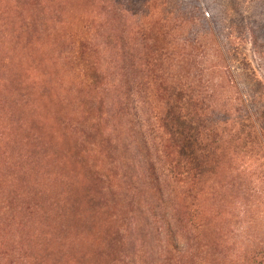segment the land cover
<instances>
[{"label": "rangeland", "instance_id": "1", "mask_svg": "<svg viewBox=\"0 0 264 264\" xmlns=\"http://www.w3.org/2000/svg\"><path fill=\"white\" fill-rule=\"evenodd\" d=\"M171 107L198 123L201 177L176 168ZM261 250L264 0H0V264Z\"/></svg>", "mask_w": 264, "mask_h": 264}, {"label": "trees", "instance_id": "2", "mask_svg": "<svg viewBox=\"0 0 264 264\" xmlns=\"http://www.w3.org/2000/svg\"><path fill=\"white\" fill-rule=\"evenodd\" d=\"M36 45V44H34ZM48 49V47H46ZM48 64V63H47ZM49 67H47V72H48ZM49 83L46 82V80L44 81V85L40 88L39 93H37V97L39 96V98L41 99V103L45 104L42 106L43 108V115L48 114V102L52 103V104H59L60 102V97L58 96V94L55 91H51L50 87H49ZM45 99L47 101H45ZM190 112H188V108L184 111L182 110L181 107H177V108H172L170 109V111L168 110V113L166 114V122L167 124L170 126V129L173 132V135L175 136V139L177 140V142H179L180 147H179V152L180 155L183 157L184 161H185V166H180V164L178 163L176 168L177 170H181L183 169L181 172L184 171V167L186 169H188L189 166H193V170L197 169V174L199 177H201L202 171L200 169H202L200 163H199V159L197 158V154L198 155H202L200 154V148L202 147V140L198 139V135L195 134V132L197 131V122H191L190 120H192V117L194 116V114L190 115ZM194 120V118H193ZM64 160V159H63ZM60 165L63 166V171L64 169L66 170L67 167H65V163H61ZM65 172V171H64ZM181 172H179L180 174H182ZM73 177H71V179L73 180V184L71 186V189H73V186L77 184L74 175H72ZM78 188L74 189L72 191V195H73V199L74 202L76 204V200H75V193H77ZM40 210V208H39ZM80 219V217H77V220L74 222V227L77 226V222ZM55 221H57V219H55ZM71 222V221H70ZM73 225V222H71V226ZM85 228V226H84ZM77 230V228H76ZM84 230V229H83ZM51 251V250H50ZM255 256H253L252 261L250 262V264H264V250L258 251V253L254 254Z\"/></svg>", "mask_w": 264, "mask_h": 264}]
</instances>
